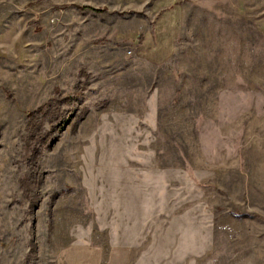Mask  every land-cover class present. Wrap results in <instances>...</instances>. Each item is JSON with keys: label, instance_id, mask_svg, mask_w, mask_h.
Segmentation results:
<instances>
[{"label": "rangeland", "instance_id": "rangeland-1", "mask_svg": "<svg viewBox=\"0 0 264 264\" xmlns=\"http://www.w3.org/2000/svg\"><path fill=\"white\" fill-rule=\"evenodd\" d=\"M0 264H264V0H0Z\"/></svg>", "mask_w": 264, "mask_h": 264}]
</instances>
